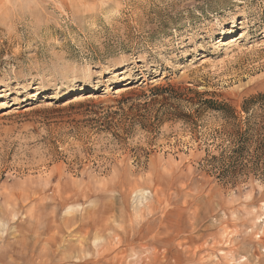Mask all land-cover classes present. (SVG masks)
Wrapping results in <instances>:
<instances>
[{"label": "rangeland", "instance_id": "obj_1", "mask_svg": "<svg viewBox=\"0 0 264 264\" xmlns=\"http://www.w3.org/2000/svg\"><path fill=\"white\" fill-rule=\"evenodd\" d=\"M263 93L264 0H0V264H264Z\"/></svg>", "mask_w": 264, "mask_h": 264}, {"label": "trees", "instance_id": "obj_2", "mask_svg": "<svg viewBox=\"0 0 264 264\" xmlns=\"http://www.w3.org/2000/svg\"><path fill=\"white\" fill-rule=\"evenodd\" d=\"M202 105L205 106L208 110L214 111V112H219L221 114H227L229 112L228 107L225 105L219 104L215 105L214 103H211L209 101H202ZM254 107H264V93L263 94H258L254 97H251L250 99L244 101L243 103V111L245 113H249V110L254 108ZM241 145H237L234 147L231 151V156L236 155L243 147H240ZM259 146V145H258ZM261 146V145H260ZM255 153H258L257 150H255ZM229 157L231 159L232 157Z\"/></svg>", "mask_w": 264, "mask_h": 264}, {"label": "bare ground", "instance_id": "obj_3", "mask_svg": "<svg viewBox=\"0 0 264 264\" xmlns=\"http://www.w3.org/2000/svg\"><path fill=\"white\" fill-rule=\"evenodd\" d=\"M36 236V235H35Z\"/></svg>", "mask_w": 264, "mask_h": 264}]
</instances>
